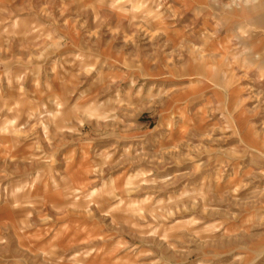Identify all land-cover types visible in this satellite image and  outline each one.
Wrapping results in <instances>:
<instances>
[{
    "label": "rangeland",
    "instance_id": "374dc122",
    "mask_svg": "<svg viewBox=\"0 0 264 264\" xmlns=\"http://www.w3.org/2000/svg\"><path fill=\"white\" fill-rule=\"evenodd\" d=\"M0 264H264V0H0Z\"/></svg>",
    "mask_w": 264,
    "mask_h": 264
}]
</instances>
